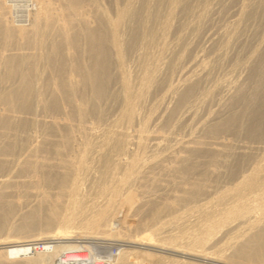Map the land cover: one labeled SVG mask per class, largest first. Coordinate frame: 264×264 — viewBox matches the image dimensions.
<instances>
[{
	"label": "bare ground",
	"instance_id": "1",
	"mask_svg": "<svg viewBox=\"0 0 264 264\" xmlns=\"http://www.w3.org/2000/svg\"><path fill=\"white\" fill-rule=\"evenodd\" d=\"M209 1L0 0V264H264V38L207 84L264 0Z\"/></svg>",
	"mask_w": 264,
	"mask_h": 264
},
{
	"label": "rangeland",
	"instance_id": "2",
	"mask_svg": "<svg viewBox=\"0 0 264 264\" xmlns=\"http://www.w3.org/2000/svg\"><path fill=\"white\" fill-rule=\"evenodd\" d=\"M214 1H216V0H210L208 3H210V2H214ZM229 0H224L223 2L224 3H226V2H228ZM207 3V4H208ZM220 10V9H219ZM221 11V10H220ZM21 13H22V11H18V13H17V16H16V14H15V19L16 18H19V19H21V18H23L22 16L23 15H21ZM221 12H219L218 14H214L213 15V18H212V20H211V24H210V26H211V28L212 29H214V28H216L217 26H218V24H220V23H223V21L222 20H219L220 19V17H221V14H220ZM20 14V15H19ZM23 14V13H22ZM19 15V16H18ZM220 15V16H219ZM21 16V17H20ZM219 16V17H218ZM216 19V20H215ZM215 21V22H214ZM222 21V22H221ZM217 24V25H216ZM264 17H263V19L261 20V23L259 22V27L257 28V26H255L254 24H253V26H250V25H248V26H246V27H244L243 28V31L242 32H240V39L241 38H243L242 39V43L240 44V45H238L237 46V48L235 47L234 48V54L233 55H235L234 57V59H233V56L231 57V59H232V61H233V63L234 64H232L231 62V59H227L226 57H227V55H223V56H225L223 59H225V60H223L222 58V61H221V59H219V62H218V64L219 65H216V67L210 72V75L208 76V80H207V84H209V89H211V87L214 85V84H216V83H223V84H225V87H227V85H228V83L225 81V79H226V77H228V76H230V73H229V71H232V69L230 70V68H233L234 67V65L236 64L237 66H235V67H237V69L239 70V73L241 72V75H240V78H242L244 75H246V73H247V70H249V64H250V61H251V58H249V59H246V61H245V63H242L241 61H244L243 60V58H246V56L245 57H242L243 55V52H244V50L246 49V47L249 45V43H250V41L249 40H253L254 38H255V40H256V42L260 39H262V38H264L263 36V32H264ZM250 26V27H249ZM256 27V30H255V28H253V27ZM261 26V27H260ZM249 27V28H248ZM263 28V29H262ZM212 29H210V30H212ZM242 30V29H241ZM260 31L262 32V33H260ZM258 33V34H257ZM260 33V34H259ZM256 35V36H255ZM258 35H260L262 38H260V36H258ZM252 36H254V38L253 39H250V38H252ZM197 37V36H196ZM194 38V36H193V40H191L190 42H192L191 43V45H194L195 44V42H196V48H197V50L199 49V48H203V47H206L207 45H208V42L206 41L205 42V37H203V38H201L200 40H198V38ZM245 39V40H244ZM254 40V41H255ZM201 41V42H200ZM243 41H244V43H243ZM198 42L200 43V44H198ZM205 42V43H204ZM249 42V43H248ZM245 44V45H244ZM246 44H248L247 46H246ZM199 45V46H198ZM240 46H241V49H240ZM242 46L245 48H243L242 49ZM246 46V47H245ZM199 47V48H198ZM237 49H239V50H237ZM237 50V51H236ZM236 51V52H235ZM239 54V56L238 55H236V54ZM238 57V58H237ZM241 57V58H240ZM236 59V60H235ZM240 59V60H239ZM239 60V61H238ZM241 62V63H240ZM246 62H247V64H246ZM241 64V65H240ZM242 64H244V65H242ZM228 65H229V67H228ZM231 65V66H230ZM248 65V66H247ZM242 66V67H241ZM243 66H245V67H243ZM220 68V69H219ZM241 70H240V69ZM246 68V69H245ZM243 71V72H242ZM223 72V73H222ZM227 72V73H226ZM168 75L170 76V75H173V76H170V77H172V78H174L176 75H177V72L176 71H174V73L173 74H170V72H168ZM242 76V77H241ZM169 77V78H170ZM230 79V78H229ZM219 81V82H218ZM214 82H216V83H214ZM230 83V82H229ZM205 85H206V83H205ZM230 88V87H229ZM231 89V88H230ZM229 92V91H228ZM228 92H223L222 93V95L221 96H218V95H214V97L213 98H211L212 100H208L205 104L204 103H202L201 105H200V108H198V111H199V109H201L200 111L201 112H204L203 110L204 109H206V110H209L210 112L211 111H213V109L215 108V107H217L216 106V103L218 102V100L219 101H222L223 102V100H225L226 99V94L228 93ZM219 97V98H218ZM223 98V99H222ZM225 98V99H224ZM221 99V100H220ZM204 104V105H203ZM215 106V107H214ZM202 107V108H201ZM212 107H214V108H212ZM207 108H210V109H207ZM237 139H241L240 137L238 138L237 137ZM260 157H261V154H259V155H257L256 156V158H255V161L256 160H258V159H260ZM81 186H83V185H81ZM81 189H85V187L83 186ZM155 192V191H154ZM158 194H160V193H158L157 191H156V193H155V195H158ZM96 197H97V195H95ZM106 197V199H108V196H105ZM105 197H103L102 199H104ZM99 198V197H98ZM97 198V199H98ZM99 199H101V197L99 198ZM105 200V199H104ZM111 200V199H110ZM109 200V201H110ZM188 202H190V204L188 203ZM193 202V200H189V201H187V202H185V203H181V204H177L176 205V207L174 208V209H172L169 213L168 212H166V213H163V215L159 218L160 220L159 221H155V220H153V221H148V220H145V219H147V217H145V219H143V220H141V221H145V223H148V225L147 226H149V227H155V226H158V224H159V226L158 227H164V228H166V227H169V229L172 227V224H173V227L174 228H176L175 230H177V231H174L175 232V234H178L179 235V233L181 232V234H183V235H185V234H187L188 233V231L190 230L189 229V227L190 228H193V227H195L196 225L195 224H189V225H187L186 227H185V225H182V226H180L181 225V223H180V221L182 222V220H181V217L183 218V216H182V214L184 215V213H182L181 214V212H185V210H189V208H192L193 206H195V205H193L192 206V203ZM194 202H198V201H194ZM187 203H188V206H190L191 205V207H189L188 208V206H186L187 205ZM192 203V204H191ZM194 204H196V203H194ZM28 207V206H27ZM23 209V208H22ZM181 209V210H180ZM25 210V209H24ZM23 210V211H24ZM191 210V209H190ZM19 213V214H18ZM16 217H13V215L11 216V217H8L7 218V224H9L10 222L11 223H18V222H20V216H21V212H17V213H15L14 214ZM179 215H181V217H179ZM14 219H13V218ZM118 217V216H117ZM171 217H172V219H174V221L175 222H173V220L171 219ZM173 217H175V218H173ZM177 217V218H176ZM106 218V219H105ZM180 218V219H179ZM193 217H190V219H192ZM10 219V220H9ZM19 219V220H18ZM166 221H165V220ZM169 219H170V221H169ZM176 219V220H175ZM180 221H179V220ZM97 220H98V223H97ZM97 220H95V224L94 223H90V228H89V224H88V226H87V224L86 225H84L83 226V231H84V234H86V233H90V235H93V233H95V232H97V231H99L101 228H115L114 230H115V232H116V236H118V239H122L121 241H125L124 239H127V238H125V237H129L130 236V238L132 237L133 239H131L130 240V238H128V240H130V241H135V239L136 238H139V233L141 232V230L140 231H137V232H129V231H125L124 229H122L121 230V226L118 224L117 225V222H112V220H110L109 218H107V217H100V220L99 219H97ZM105 220H107V221H105ZM161 220H162V222H161ZM167 220L170 222L169 223V225L168 224H165V223H168L167 222ZM10 221V222H9ZM14 221V222H13ZM155 221V222H154ZM163 221H165V223L163 224ZM177 221V222H176ZM84 221H81V223H83ZM111 222V223H110ZM154 222V223H153ZM161 222V223H160ZM179 222V223H178ZM10 223V224H11ZM97 223V224H96ZM177 225H175V224ZM92 224H93V226H94V228L92 227ZM108 224H110V225H108ZM116 224V225H115ZM162 224V225H161ZM197 224V223H196ZM58 225V226H57ZM131 225H132V223H131ZM165 225H167V226H165ZM171 225V226H170ZM87 227V228H89V229H87V228H84V227ZM116 226H117V228H116ZM59 228L60 227V225L59 224H53L52 225V227L50 228V234L52 235V236H54V235H58L59 234V232L61 233V230H60V228L58 229L59 230V232H58V230H57V228ZM181 227H183V230L182 231H180L182 228ZM184 227H185V229H184ZM91 228H93V229H91ZM181 228V229H180ZM237 228H239V229H243V227H237ZM87 229V230H86ZM57 230V231H56ZM89 230H91V231H89ZM178 230L180 231V232H178ZM234 230H237V229H234ZM121 231H123L122 233H121ZM53 233V234H52ZM121 233V234H120ZM129 234V235H128ZM135 236H134V235ZM220 234V233H219ZM219 234H217V236L219 235ZM6 235H7V239H9V237H8V234L7 233H2L1 234V236H3V238H5L6 237ZM61 235H63V233H61ZM58 236H60V234L58 235ZM122 238H121V237ZM34 237H36V236H34ZM10 238H12V239H10V240H3V239H0V243H2V245H5V244H12V243H15V239H16V237L14 236V237H10ZM223 240H225V239H223ZM222 240V241H223ZM32 241H40V239H35V240H32ZM110 242H112V241H110ZM215 248V247H214ZM229 253L230 251L229 250H226V253ZM134 254H136V253H134ZM135 256V255H134ZM70 257H72V256H70ZM187 260H189V262L190 263H188V264H200L199 262H201V261H198V260H196V259H193L192 260V258H186ZM194 260H195V262H194ZM229 259H225V261L227 262ZM230 263H233L231 260L229 261ZM234 263H237V262H234ZM171 264V263H170ZM201 264H211V263H209V262H201Z\"/></svg>",
	"mask_w": 264,
	"mask_h": 264
},
{
	"label": "built area",
	"instance_id": "3",
	"mask_svg": "<svg viewBox=\"0 0 264 264\" xmlns=\"http://www.w3.org/2000/svg\"><path fill=\"white\" fill-rule=\"evenodd\" d=\"M45 240L48 241V239H45ZM45 240H42L41 242L39 241V243L37 244V247H43L42 243L45 242ZM83 264H86V263H83ZM87 264H90V263H87Z\"/></svg>",
	"mask_w": 264,
	"mask_h": 264
}]
</instances>
